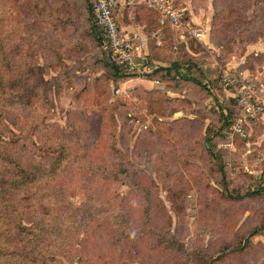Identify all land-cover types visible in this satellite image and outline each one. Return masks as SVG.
<instances>
[{"label": "trees", "instance_id": "16d2710c", "mask_svg": "<svg viewBox=\"0 0 264 264\" xmlns=\"http://www.w3.org/2000/svg\"><path fill=\"white\" fill-rule=\"evenodd\" d=\"M92 1L55 0L53 5H43L44 0L27 1L24 6V17L21 20L17 17L12 27L15 33L19 34L20 26L22 38L29 34L26 35L30 38L26 41L27 47H24L25 42L18 38L23 45L18 53H24L25 56V48H28L30 65L26 74L22 72V67L16 68L7 49L0 48V99L6 98L9 102L11 95L15 94L19 105L24 103L22 94L26 89L34 96L35 90L43 87L44 74L51 69L58 71L62 79L71 77L66 73L67 64L64 59L81 64L79 61L85 60L83 56L88 51V46L83 41L95 43L98 57L90 61L93 70L88 76L71 77L80 83L79 86L75 84L78 89L71 101L83 104L76 110L79 115L73 114V126L84 125L88 134L82 138V135L74 130V134L58 130L57 134L49 136L52 148L47 150L50 154L36 148L45 154L46 163L36 161L37 159L26 162L20 155V147L23 145L16 147L14 143L22 141L21 137L14 142L5 140L8 131L6 124H10V121L6 110L1 112L3 120L0 118V264H64L63 261L77 264H216L222 262L228 255L244 254L251 248V238L264 232V214L258 223L243 229L233 239L223 241L214 249L205 247L188 249L180 237L177 226L171 228L170 212L178 216L179 221L182 219L179 213L182 209L179 208V203H172L175 202L172 198L175 200L183 198L190 186L183 173L187 162L175 161L186 156L178 147L193 135L191 132L193 127L203 128V122L187 117L175 118L172 121L159 120L158 117L170 116L179 110L187 112L190 108L188 101L168 97L157 89L146 90L140 85L132 88V96L143 105L146 114L151 117L153 123L151 127L159 128L166 125L170 130L169 141L164 145H157L150 138L155 134L150 132L149 126L141 129L135 140L133 152L136 148L145 146L144 148L148 149H145L144 154L150 156L151 146L155 149L162 147L158 157L155 155L153 158L158 162L153 161L149 168L154 179L130 180L127 184L130 191L123 196L111 191L109 185L117 182L111 181V178L120 181L118 184L126 185L121 180L129 177V165L125 159L126 155L124 157L114 147L113 150L117 153L111 150L112 154H107L109 151L103 147L101 149L100 141L105 137L104 134H107V129L116 128L115 115H110V111L117 109L119 116L124 112L123 109L127 108V111L129 107L126 99L112 103L108 93L111 84L134 75L127 74L123 65L115 58H110L111 55L91 12ZM213 2L219 9L213 18V33L220 42L224 41L226 46L233 44L234 41L249 43L255 40L256 34H264L261 14L250 12L251 7L258 5L260 1L213 0ZM263 7L264 3L261 9ZM134 10L139 16L137 21H142L147 31L145 32L149 49L147 59L152 65L148 72L142 74L145 79L167 83L172 90L190 88L196 92L199 100L208 94H212L214 99L220 95L224 97L218 79L202 83L193 73L197 69V64L190 59L182 60L176 56L177 43H182L176 38V34V43L171 47L163 45L167 35L175 32L167 24L159 23L155 11L142 5L134 6ZM47 30H50L49 34ZM65 35L71 38L67 44L64 41ZM157 38L161 46L156 45ZM2 45L4 39L0 41V46ZM49 49L53 53L52 56L48 53ZM39 58L42 59V63L39 62ZM160 61L168 65H158L157 62ZM98 71L101 74L98 75ZM224 98L222 103L218 104L220 110L218 116L215 115L211 119L212 124L205 127L201 146L203 151L215 160L212 162L217 160L220 195L226 201H241L264 194V174L255 186H247L244 190L230 187L223 164V154L226 151L217 148L215 141L217 138H223L225 132L230 133L233 120L240 115V110L234 105L233 100ZM2 101L5 104V99ZM4 104H1L3 109ZM5 105L9 106L7 103ZM157 105L158 109L155 107ZM141 118L143 119V116L140 115L139 119ZM136 119L137 117H128L127 113L123 118L131 122ZM219 120H222L221 124ZM124 127L125 125L118 131L119 138L124 133ZM248 129V126L243 125L244 131L248 132ZM229 137L228 139L225 136V141L237 139L242 143L247 140L238 134ZM32 146L36 147V144ZM22 153L24 154L23 151ZM141 154L143 152L139 155ZM69 168L99 177L96 180H78L79 187L87 185L90 190L88 198L78 206H73L65 199L63 190L65 182H60L58 178ZM74 184L69 182L67 187L73 188L76 186ZM159 184L165 190L163 199L159 194ZM198 185L202 188L207 187L201 175L198 176ZM56 188L61 191L57 198L54 197ZM96 194H102L101 199L96 198ZM166 202L169 203V210L166 208Z\"/></svg>", "mask_w": 264, "mask_h": 264}, {"label": "rangeland", "instance_id": "374dc122", "mask_svg": "<svg viewBox=\"0 0 264 264\" xmlns=\"http://www.w3.org/2000/svg\"><path fill=\"white\" fill-rule=\"evenodd\" d=\"M27 1L0 0V41L4 39V45L0 46V48L5 47L7 49L14 60L16 68L20 69L22 67L24 74L29 69L30 63L28 61L30 58L27 52L28 48H25V56L24 53H18V51H21L22 45V41L19 39L21 38L25 42L24 47H27L26 41L30 38L26 37V35L29 34H25V37L22 38L20 26L18 28L19 34H16L12 27H14L17 17L20 20L24 17V6L27 4ZM54 1L44 0L42 4L53 5ZM258 1H260L259 4L252 6L250 12L260 13L262 22L264 21V7L261 9V5L264 3V0ZM187 2L189 7L185 4L188 7L185 15L192 19L191 25H194L193 27L201 30L202 38H190L186 42L177 43L176 56L182 60L190 59L197 64V69L193 73L198 79H201L202 83L218 79V76L223 71L245 75L254 82L257 95L264 102V34H256L255 40L249 43L234 41L233 44L226 46L225 42H220L213 33V18L219 11L214 6L213 0H187ZM136 12L134 10L129 15L123 11L118 14V20L122 25L131 24L139 29L144 28V31L147 32L145 24L142 21H137L139 16ZM49 32L50 30H47L48 34ZM175 34H168L167 38L163 40V45L171 47V45L176 43ZM64 39L66 44L71 40L68 35H65ZM83 43L87 44L88 51L83 56L85 60L83 62L79 61L81 64H77L73 60L64 59L67 64L66 73L71 77H76L77 75L88 76L93 70L90 61L98 58L95 43L93 44L88 40L83 41ZM48 53L50 56L53 54L51 49L48 50ZM40 58L38 60L42 63V59ZM157 64L168 65L164 61L157 62ZM97 74L101 73L98 71ZM71 77L68 76L62 79L58 71L56 72L54 69H51L48 73L44 74L45 84L43 87L35 90L36 94L34 96L27 92V89L25 90L22 94L24 96L23 104H17L18 100L15 94L11 95L9 102L6 98L0 99V118L2 119L1 112L6 110L10 121V124H6L8 131L6 132L7 136H5V140L7 142H14L19 137L23 139L14 143L16 147L23 145V147H20V155L25 158L26 162L27 160L37 159L36 161L39 160L46 163L47 159L42 151H48L50 154L49 150L52 148V143L49 141V136L57 134L58 130L65 131L68 134H74V130L76 133L82 135V138L88 134V130L84 125L78 124L79 126H73V114L79 115L76 110L81 108L83 104L78 103L76 100L75 103L71 101L75 91L78 89L76 85H80L75 78ZM119 82L110 85L108 96L114 104L119 99L128 100L127 105L129 108L127 111V108L123 109L122 111L124 112L120 113L119 116L117 115V109L110 111V115H115L116 128L114 127V130L107 129V134H104L105 137L100 142L101 149L103 147V149L109 151L107 154L111 155V150L114 147V149L120 151L121 155L124 157L126 155L125 159L128 162L127 165H129V177L121 180L126 185L118 184L120 181L118 182V180L113 178L110 180L117 182L109 185L111 191H115L120 196H123L130 191L127 185L130 180L142 181L143 179H154V175L149 168L153 161L158 162L157 159L153 160V158L155 155L158 157L162 147L155 149L151 146L152 152L150 156L144 154L146 152L145 149H148L144 148L145 146L136 148L133 152L135 140L141 133V129L149 126L150 132L155 134V136H151L150 138L157 145H164L166 141H169L170 130L166 128V125H161L159 128L151 127L153 124L151 117L146 114L143 105L131 94L133 84L131 82L123 83L122 81L123 84L120 85ZM168 85L167 83H162L156 89L168 97H178L188 101L190 108L187 112L179 110L170 116L158 117L159 120L172 121L175 118L187 117L203 122V128L193 127L191 129L193 135L188 137L187 142L185 141L181 144L178 142L180 144L178 147L179 151L186 156L179 157L180 159H175V161L179 162L181 160L182 162H187V165H185L187 167L183 170V173L186 179L189 180L190 186L183 198H178V200L172 198V201H175L172 203H179V208L182 209L179 212L182 219L179 221L178 216H174L170 212L172 216L171 228L174 229L177 226L180 237L188 249H192L193 247L218 248L223 241L233 239L243 229L259 222L264 214V194L241 201H226L220 195L217 160L216 162H212L215 160H212L203 151L201 137L204 135L205 127L212 124L211 119L215 115L218 116L220 111L218 104L222 103L224 97L220 95L214 99L212 94H208L204 95L200 101L199 96L192 89L172 90ZM147 86L149 87L150 84L147 83ZM116 88L119 89L118 93H116ZM3 99L6 101L5 104L7 103L9 106L4 104ZM23 100H20V102H23ZM229 100L232 101L231 98ZM1 104H4V109L1 107ZM155 107L158 109L159 105ZM213 111L216 113L214 114ZM126 113L128 117H137V119L132 122L123 120ZM140 115L143 116V119H139ZM219 122L221 124L222 120H219ZM253 123L248 126V136L245 137L247 138L245 142L240 143L241 141L237 139L231 140V142L233 141L232 143L229 140L225 141V136L228 139L230 138L229 133L226 132L223 138H217L215 141L217 148L226 151L224 154L222 153L224 157L223 164L230 187H237L240 190L246 189L247 186H255L264 174V158H261L262 153H264V127L259 122ZM123 125H125L124 133L119 138L118 131L119 129H123ZM91 134L94 133L91 132ZM192 141H195V143ZM32 144H36V147L32 146ZM36 148L42 149L41 153ZM114 152L115 154L117 153L116 151ZM142 152L143 154L139 155ZM200 175L207 183L206 188L199 187L198 185V176ZM58 178L61 180L60 182H65V188L63 189L65 191V199L70 201L73 206L80 205L90 195L89 187L87 185L79 187L78 180L99 179L97 175H92L88 172L79 173V170L75 168L66 169ZM69 182L75 183L74 185L76 186H73V188L67 187V183ZM60 192L56 188L54 197L57 198ZM159 192L160 197L163 199L165 190L161 184H159ZM101 197L102 194H96V198L101 199ZM166 206L169 210L168 202H166ZM63 262L64 264H77ZM216 264H264V232L251 238V248L244 254L228 255L222 262Z\"/></svg>", "mask_w": 264, "mask_h": 264}, {"label": "built area", "instance_id": "2783aa9c", "mask_svg": "<svg viewBox=\"0 0 264 264\" xmlns=\"http://www.w3.org/2000/svg\"><path fill=\"white\" fill-rule=\"evenodd\" d=\"M136 5L155 11L160 24L178 29L180 39H201V30L191 27L183 20L186 9L180 6L177 0H93L91 12L111 55L110 58H115L123 65L127 74L138 77L151 68L146 58V38L126 32L116 16L120 9H131ZM156 45H161L159 38ZM218 81L223 93L231 98L240 110V115L233 120L229 136L238 134L243 138L247 137L248 132L243 130V125L249 126L253 122H259L264 127V102L257 95L254 82L242 74L230 71H223L218 76ZM118 92L119 89L116 88V93ZM261 158H264V153Z\"/></svg>", "mask_w": 264, "mask_h": 264}, {"label": "crops", "instance_id": "0c3cea01", "mask_svg": "<svg viewBox=\"0 0 264 264\" xmlns=\"http://www.w3.org/2000/svg\"><path fill=\"white\" fill-rule=\"evenodd\" d=\"M177 2H178V4L180 5V6H182V7H184L186 10H185V12H184V21L188 24V25H190L191 27H193L192 25H191V23L193 22V21H191L192 19H190L189 17H186V12H187V8L189 7V4H188V2H187V0H177ZM188 6H186V5ZM122 8V7H121ZM146 8V7H145ZM122 10V11H121ZM127 12L129 15L130 14H132L133 13V8H131V9H126V8H122V9H120L117 13H116V16H117V19H118V14L119 13H121V12ZM118 22H119V24L122 26V28L124 29V30H126V32H128V33H136L137 35H139L140 37H143V38H146V40H147V35L145 34V31H144V28H142V29H139V28H137L136 26H134V25H131V24H128V25H122V23L118 20ZM171 28V30H173L175 33H176V38L179 40V41H182V42H186L187 40H189L190 38H192V37H185L184 39H180L179 38V31H178V29H176V28H172V27H170ZM194 28H196V27H194ZM202 38V37H201ZM194 39V38H193ZM158 46H161V45H158ZM147 51H148V53H149V49H148V43H147ZM147 58V57H146ZM147 61L149 62V60L147 59ZM149 64H150V67H151V63L149 62ZM151 69V68H150ZM245 76V75H244ZM126 82H131V84H133V88L135 87V86H137V85H140V86H142L144 89H146V90H150V89H156V88H158L159 86H160V84H162L161 82H159V81H157V80H148V79H145L142 75L141 76H132V77H130V78H127L126 80H125V82L123 81V83H126ZM122 83V81L121 82H119V84L120 85H122L123 84ZM150 84V86L148 87H146V84ZM169 92H170V90H169ZM172 93V92H171ZM224 94V93H223ZM224 97L226 98V99H230L229 97H227L225 94H224ZM224 98V99H225ZM262 100V99H261ZM263 101V100H262Z\"/></svg>", "mask_w": 264, "mask_h": 264}]
</instances>
